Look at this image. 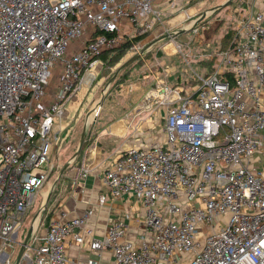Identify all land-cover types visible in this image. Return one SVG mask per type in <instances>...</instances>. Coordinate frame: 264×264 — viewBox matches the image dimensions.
<instances>
[{
	"label": "built area",
	"instance_id": "obj_1",
	"mask_svg": "<svg viewBox=\"0 0 264 264\" xmlns=\"http://www.w3.org/2000/svg\"><path fill=\"white\" fill-rule=\"evenodd\" d=\"M157 1L0 0V264L57 167L49 136L68 103L98 79L103 53L154 29ZM250 4L210 71H193L195 92L166 84L145 97V109L167 106L165 141L128 148L102 175L112 197L145 207L143 242L126 238L129 216L97 237L89 212L60 208L18 264H80L71 244L111 250L115 264H264V0Z\"/></svg>",
	"mask_w": 264,
	"mask_h": 264
},
{
	"label": "crops",
	"instance_id": "obj_2",
	"mask_svg": "<svg viewBox=\"0 0 264 264\" xmlns=\"http://www.w3.org/2000/svg\"><path fill=\"white\" fill-rule=\"evenodd\" d=\"M160 1L156 2V7L163 5L166 10L171 6V4L167 5L169 1L182 4L184 0ZM162 50L163 54L157 53L150 57L144 54L131 67L122 71L127 70L120 84V94L114 102L109 104L107 111L103 108L101 115L93 122L92 120L99 112L97 110L90 120L82 150L76 153L79 142L73 155L65 157L64 160L61 155L50 179L55 178L67 163L69 165L55 187L56 191L58 189V194L54 199L55 205L51 215L60 208L67 213L68 218L89 212V225L95 230L97 237H102L114 220L129 216L126 238L137 245L143 242L142 237L147 235L144 225L145 207L132 195L112 197L103 185L102 175L114 158L128 148L147 147L165 141L167 106L155 102L148 109L143 108L145 97L154 87L166 84L184 85L185 95L197 89V82L192 79L193 75L190 76L188 71V67L192 73L195 71L192 64H189L193 55L191 57L186 55L189 58L187 62L185 55L183 58L176 53L167 52L165 48ZM125 60L127 61L128 58ZM177 61L180 64H177ZM208 62H199L204 73L207 70L210 71ZM103 70L105 66L101 71ZM71 102L76 104L79 98L76 96ZM68 114L67 111V116ZM74 122L61 133L65 141L79 125V120ZM61 127L62 125L59 126L60 132ZM254 160L260 169L258 164L264 162V147L255 154ZM85 167L90 169L86 178L82 176V169ZM260 170L264 173V169ZM102 195H106L104 204L99 202ZM36 231L37 227L34 234ZM45 231L46 227L38 236L41 237ZM68 255L80 264H90L91 260L96 264H115L111 250L95 253L87 248L71 244L68 247Z\"/></svg>",
	"mask_w": 264,
	"mask_h": 264
},
{
	"label": "rangeland",
	"instance_id": "obj_3",
	"mask_svg": "<svg viewBox=\"0 0 264 264\" xmlns=\"http://www.w3.org/2000/svg\"><path fill=\"white\" fill-rule=\"evenodd\" d=\"M160 1V0H159ZM167 1V0H161ZM184 0L183 3L169 1L167 5L171 6L164 9L165 6L156 7V17L158 21L154 29L147 34V36L135 44L126 54L122 57L118 64L114 66H105V70L101 71L98 79L91 86V88H83L78 92L77 97L79 98L78 103H68L66 110L68 111V116L66 119L61 121V132L58 134V139H55V131L50 134V140L52 141L51 147V161L58 166L59 158L70 157L73 155L76 146L81 140L83 125L88 118L89 112L97 105H99V112L95 116L94 120L98 118L103 110L109 109V104L114 102L118 94H120V84L123 82V77L126 71L120 73L111 84L109 81L113 77L115 71L126 61V58H130L136 55L145 45L150 43L153 39L170 32H177L183 29H190L189 31L177 34L175 37L165 39L150 48L147 51L146 57H150L157 53L163 54V48L166 49V45L169 43L173 44L171 51H166L169 53H176L183 57L185 55V61L189 62L191 55V62L194 70L200 74H204L199 62L209 61V56L215 54L216 52L225 49L229 41L230 31L234 27L235 22L238 17L245 14L249 7L251 0ZM159 2V3H160ZM226 3V5H224ZM158 4V3H157ZM263 3L260 2L259 6ZM203 16V17H202ZM194 29V30H193ZM227 36V37H226ZM187 55V56H186ZM201 55L205 57H201ZM184 58V57H183ZM138 61V60H137ZM179 61H177V64ZM180 64V63H179ZM183 64V63H182ZM131 64L129 67H131ZM188 65V64H187ZM186 65V67H188ZM95 71V69H92ZM190 76L192 75L191 69L188 67ZM188 74V73H187ZM188 74V75H189ZM105 94L102 104L99 101L102 95ZM79 120V125L75 132L72 133L69 138L65 141L61 136V133L74 122ZM91 121V122H92ZM75 123V122H74ZM57 125V123H56ZM66 135V133H65ZM260 169H264V162L259 163ZM54 181L52 177L47 185L43 188L42 194L38 196L35 201V206L27 217L24 227L22 228L21 240H24L27 230L32 223V221L37 222L36 236L40 235L43 229L46 227V217L51 213L55 205V198L58 194L54 190L47 205V210L44 215L39 218V209L43 201V194L47 193ZM47 195V194H46ZM24 231V233H23ZM14 253L11 259V264H15L17 259V254L19 252L20 246L13 244Z\"/></svg>",
	"mask_w": 264,
	"mask_h": 264
},
{
	"label": "water",
	"instance_id": "obj_4",
	"mask_svg": "<svg viewBox=\"0 0 264 264\" xmlns=\"http://www.w3.org/2000/svg\"><path fill=\"white\" fill-rule=\"evenodd\" d=\"M231 1V0H229ZM228 1V2H229ZM226 5V3L224 4ZM203 17V16H202ZM190 29H183V30H180V31H177V32H170V33H166V34H163L155 39H153L150 43H148L147 45H145L139 52L136 53V55L132 56L131 58H129L127 61H125L114 73L113 77L111 78V80L109 81V84L112 83V81L123 71L125 70L126 68H128L131 64H133L134 62H136L137 60H139L147 51L150 50V48L152 46H154L155 44L165 40V39H169V38H172V37H175L177 34H180L182 32H185V31H189ZM194 30V29H193ZM106 93H104L99 101V104H102L103 100H104V96H105ZM86 122V121H85ZM87 123H84V130H83V133H82V136H81V140H80V143H79V147L76 151V153H79L82 148H83V145H84V142H85V138H86V130H87ZM69 163H67L63 168H62V171L54 178V181L49 189V191L47 192V195L46 197H43V201L40 205V209H39V218L41 219V217L44 215V213L46 212L47 210V205H48V201L53 193V191L55 190V187L60 179V177L63 175V173L65 172V170L67 169ZM53 172L51 173V176H52ZM50 176V177H51ZM35 223L36 221H32V223L30 224L28 230H27V233L25 235V238L24 240L22 241L21 243V247H20V250H19V253L17 255V259H16V262L15 264H18L24 251H25V248L26 246L29 244L34 232H35V229L37 227V225L35 226Z\"/></svg>",
	"mask_w": 264,
	"mask_h": 264
},
{
	"label": "trees",
	"instance_id": "obj_5",
	"mask_svg": "<svg viewBox=\"0 0 264 264\" xmlns=\"http://www.w3.org/2000/svg\"><path fill=\"white\" fill-rule=\"evenodd\" d=\"M227 33L230 35L229 37L231 38L232 32L227 31ZM146 36H147V34L137 35V36L133 37L130 41H127L120 48L113 49V50H110V51L103 53L100 57L102 63L104 65H107V66H114V65L118 64L119 61L122 59V57L126 54V52L129 51V49H131L135 44L142 41ZM230 38H229V41H230ZM207 64L210 65V67H212L213 62L209 61ZM50 216H51V213L46 217V223H45L46 225L48 223Z\"/></svg>",
	"mask_w": 264,
	"mask_h": 264
},
{
	"label": "bare ground",
	"instance_id": "obj_6",
	"mask_svg": "<svg viewBox=\"0 0 264 264\" xmlns=\"http://www.w3.org/2000/svg\"><path fill=\"white\" fill-rule=\"evenodd\" d=\"M172 47H173V44H172V43L167 44V45H166V49H167V51L170 52V51H171L170 49H171ZM98 109H99V105L95 106V107L89 112V114H88V118L86 119V122H85V123H87V125L89 124L90 120L93 118V116L95 115V113L97 112ZM46 194H47V193H44L43 195L46 196ZM37 222H38V221H36L35 226L37 225Z\"/></svg>",
	"mask_w": 264,
	"mask_h": 264
}]
</instances>
